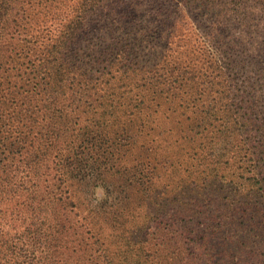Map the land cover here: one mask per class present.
Segmentation results:
<instances>
[{"label":"trees","instance_id":"trees-1","mask_svg":"<svg viewBox=\"0 0 264 264\" xmlns=\"http://www.w3.org/2000/svg\"><path fill=\"white\" fill-rule=\"evenodd\" d=\"M99 1L0 0V264H264V0Z\"/></svg>","mask_w":264,"mask_h":264},{"label":"rangeland","instance_id":"rangeland-1","mask_svg":"<svg viewBox=\"0 0 264 264\" xmlns=\"http://www.w3.org/2000/svg\"><path fill=\"white\" fill-rule=\"evenodd\" d=\"M58 1H64L67 5L68 4H73V6L76 3L75 0H58ZM109 1L110 0H100L98 3H99V6L100 5L101 6L102 5L106 6V4L109 3ZM173 1H176V0H173ZM177 1H179L180 3H183L185 5V8H183L184 9L183 13L186 15V21L189 22V25L191 27L192 32L196 33L197 35L202 36L204 39H207L206 41H209V38H208V35H207V33L209 31L212 33L213 36L216 35L218 32L219 33H223V30H224V34L227 33L225 28L220 23V21L216 20V19H213L212 25H211V29L209 28V26L201 25V22H199V20H201V17H203V16L200 15L202 12L197 11V8L194 7L193 5L185 4V0H177ZM91 5H87V7H89ZM91 10L92 9L90 8V10H88V11H91ZM94 13L96 14L97 11L94 12ZM71 14L74 15L75 13L72 11ZM208 20H210V19L208 18ZM209 22L210 21H208V23L206 25H209ZM180 29L181 28H179V31H180ZM221 29H223V30H221ZM182 30H183V28H182ZM234 31H238V28H236ZM234 34H236V32ZM223 35H222V37H223ZM108 36H109V34H108ZM210 45L212 46V42H210ZM216 45H218V43H216ZM86 53H89V52L86 51ZM91 179H92V177L90 178V181H91ZM92 182H93L94 185L91 184V186H89L90 187L89 193L91 194V198L93 199V202H94V201H97L99 198L102 197L103 190L100 187V185L97 184L98 181H92Z\"/></svg>","mask_w":264,"mask_h":264}]
</instances>
